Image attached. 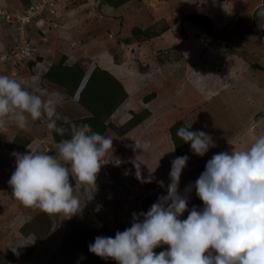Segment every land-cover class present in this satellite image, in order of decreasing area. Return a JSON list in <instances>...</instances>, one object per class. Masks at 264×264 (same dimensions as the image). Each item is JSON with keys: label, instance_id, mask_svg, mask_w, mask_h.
<instances>
[{"label": "rangeland", "instance_id": "1", "mask_svg": "<svg viewBox=\"0 0 264 264\" xmlns=\"http://www.w3.org/2000/svg\"><path fill=\"white\" fill-rule=\"evenodd\" d=\"M33 3H42L45 11L21 23ZM189 13H206L213 36L180 21ZM135 27H154L157 35L136 43L131 36ZM62 58L84 70L73 97L44 76ZM95 66L112 73L128 95L107 120L111 127L103 135L112 139V149L100 161L91 193L77 189L79 212L70 219L48 214L52 226L41 241L23 237L19 230L42 211L16 201L8 181L16 167L13 153L55 155L58 144L44 120H29L23 130L9 121L7 131L0 133V264H116L89 252L88 246L97 236L114 238L130 228L132 214L143 212L144 198L155 203L167 195L175 159L168 129L176 121L208 133L215 142L202 157L187 154L178 185L179 194L188 198L181 220L193 206L203 208L194 184L206 162L216 153L244 150L264 136V0H131L117 9L98 0H0V75L29 91L60 92V120L89 115L77 99ZM144 109L148 117L143 122L117 133L116 128ZM23 138L28 143L19 147L16 140ZM136 143L149 147L141 150ZM134 163L140 164L142 177L155 179L137 180ZM161 180L163 187L157 183Z\"/></svg>", "mask_w": 264, "mask_h": 264}, {"label": "clouds", "instance_id": "2", "mask_svg": "<svg viewBox=\"0 0 264 264\" xmlns=\"http://www.w3.org/2000/svg\"><path fill=\"white\" fill-rule=\"evenodd\" d=\"M63 102L60 92L29 91L17 80L0 75V133L7 131L9 121L23 130L29 120H44L59 135L70 133L69 139L58 143L55 155L36 150L13 153L16 167L8 181L12 196L24 207L70 219L80 209L77 189L91 193L95 188L100 161L112 149V139L67 117L63 123L69 127L58 126L57 107ZM176 136L190 143L197 156L215 147L204 131L183 126ZM135 146L149 147L147 143ZM187 160L185 155L172 161L167 195L159 196L146 213H133L131 227L117 231L114 238L97 236L89 252L117 264H264V136L244 150L216 153L206 162L194 184L203 208L193 206L181 220L188 198L179 194L178 185ZM133 166L142 183L155 179L142 177L139 163ZM157 183L164 186L162 180ZM162 245L168 248L154 252Z\"/></svg>", "mask_w": 264, "mask_h": 264}, {"label": "trees", "instance_id": "3", "mask_svg": "<svg viewBox=\"0 0 264 264\" xmlns=\"http://www.w3.org/2000/svg\"><path fill=\"white\" fill-rule=\"evenodd\" d=\"M98 1L102 4L109 5L113 9H117L131 0ZM180 21H187L202 29L206 34L213 36L214 25L206 13L184 14L182 15ZM153 28L150 27L140 29L139 27H135L131 30V36L136 43H141V41L143 42L150 39L152 36L157 35L155 34L156 32ZM162 29L167 30V26L163 25ZM243 30L248 31L245 28H243ZM29 64L32 65V62H29ZM254 67H258V65L254 64ZM44 76L50 83L56 84L65 89L67 95L73 97L79 89V85L85 75L81 64L75 63L73 65H66L64 63V58H62V60H60L57 64L49 65L44 72ZM127 96V92L125 91L123 85L112 73L106 69L95 66L89 73L83 87L79 90L77 99L78 104L82 106L89 113V115L77 120H70V122L77 125L85 123L89 124L91 125L93 131L99 132L103 135L106 130L111 127L110 122H107V120L127 99ZM152 97L153 94H151V96H147L144 98V102H148ZM147 117L148 111L146 109L140 111L139 113H133L127 121L120 125L119 128H116L117 133L119 135H123L129 132L143 122ZM57 125L65 128L69 127V125L64 124L62 120H58ZM183 126L187 127L179 120L173 123L168 129L174 158L185 155L187 156V154L191 151L190 143H185L176 136L177 130ZM51 137L54 143L58 144L61 140L69 139L70 133L66 131L64 135H59L55 131H51ZM16 142H19L18 146L20 147V145H27L28 140L23 138L22 141L17 139ZM140 204L143 212L146 213L152 206L153 202L149 198H144ZM51 226L52 222L49 215L44 212H40L27 220L20 227L19 232L23 237L33 235L36 239L41 241L50 231ZM167 248V245H162L161 247L154 249V252L158 254L160 251L166 250Z\"/></svg>", "mask_w": 264, "mask_h": 264}, {"label": "built area", "instance_id": "4", "mask_svg": "<svg viewBox=\"0 0 264 264\" xmlns=\"http://www.w3.org/2000/svg\"><path fill=\"white\" fill-rule=\"evenodd\" d=\"M43 4H37L34 5L30 4L28 6V8H26V10H24V14L22 16H24V18H20V22L21 23H29L31 20H33L37 15H39L40 13L44 12L45 9H43L44 7H42ZM44 10V11H43ZM36 15V16H35ZM35 16V17H34ZM34 17V18H33ZM33 18V19H32Z\"/></svg>", "mask_w": 264, "mask_h": 264}, {"label": "crops", "instance_id": "5", "mask_svg": "<svg viewBox=\"0 0 264 264\" xmlns=\"http://www.w3.org/2000/svg\"><path fill=\"white\" fill-rule=\"evenodd\" d=\"M91 72V71H90Z\"/></svg>", "mask_w": 264, "mask_h": 264}]
</instances>
